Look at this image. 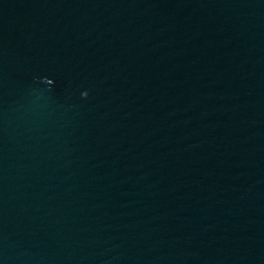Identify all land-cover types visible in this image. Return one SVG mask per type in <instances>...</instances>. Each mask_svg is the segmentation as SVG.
<instances>
[{"label":"water","instance_id":"95a60500","mask_svg":"<svg viewBox=\"0 0 264 264\" xmlns=\"http://www.w3.org/2000/svg\"><path fill=\"white\" fill-rule=\"evenodd\" d=\"M0 264H264V0H0Z\"/></svg>","mask_w":264,"mask_h":264}]
</instances>
